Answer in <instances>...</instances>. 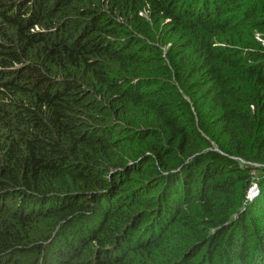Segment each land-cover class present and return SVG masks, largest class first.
<instances>
[{
	"label": "trees",
	"instance_id": "obj_1",
	"mask_svg": "<svg viewBox=\"0 0 264 264\" xmlns=\"http://www.w3.org/2000/svg\"><path fill=\"white\" fill-rule=\"evenodd\" d=\"M0 264H264V0H0Z\"/></svg>",
	"mask_w": 264,
	"mask_h": 264
},
{
	"label": "clouds",
	"instance_id": "obj_2",
	"mask_svg": "<svg viewBox=\"0 0 264 264\" xmlns=\"http://www.w3.org/2000/svg\"><path fill=\"white\" fill-rule=\"evenodd\" d=\"M258 193H259V191H258V187H257V185H254V186L250 189V191H249V193H248V196H247V199H248L249 201H252L253 199H255V198L258 196Z\"/></svg>",
	"mask_w": 264,
	"mask_h": 264
}]
</instances>
